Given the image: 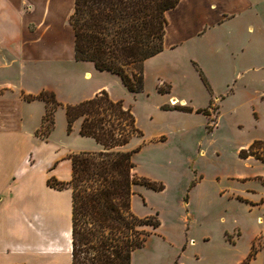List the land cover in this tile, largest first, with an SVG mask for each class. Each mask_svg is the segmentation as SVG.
Instances as JSON below:
<instances>
[{
	"label": "rangeland",
	"instance_id": "rangeland-1",
	"mask_svg": "<svg viewBox=\"0 0 264 264\" xmlns=\"http://www.w3.org/2000/svg\"><path fill=\"white\" fill-rule=\"evenodd\" d=\"M199 57L205 63L214 92L224 95L226 90L233 88L235 95L227 97L223 103L218 102L181 52L160 54L145 62L144 91L138 95L130 93L118 75L98 71L93 63L44 68L45 77L56 83L58 94L55 95L61 105L55 113L54 130L48 139L39 138L31 175L38 178L40 173H47L48 181L55 178L67 183L71 175V154L101 151L98 150L101 145L95 139L81 136L82 120H77L69 131L65 108L77 105L92 91L104 87L102 90H106L112 99L123 101L132 109L137 126L143 132V137L133 138L124 150L131 151L146 143L135 155L136 162L143 171L166 186L162 192L144 188L143 196L147 208L160 213L159 230L167 239L150 242L146 251L140 249L135 264H140L143 255L148 253L166 256L171 261L180 256L182 264H240L250 252L257 253L256 262L251 264H264V204H253L264 198V186L259 180L244 182L227 178L228 175L264 176V164L248 163L236 152L241 146L245 149L250 142L264 140V97L259 95L264 91V80L252 78L251 88L239 87V83L229 86L232 82L230 70L221 71L207 53ZM86 72L91 73L90 79L85 78ZM172 96L186 99L188 106L211 107V116L165 110V106L172 107L179 102H173ZM216 106L220 107L219 120ZM217 121L214 134L207 135L206 131L213 130ZM159 133L165 135L152 142L165 141L168 137L167 142L148 145ZM200 150L205 154L201 155ZM254 151L264 158L263 146ZM195 167L205 173L206 182L192 191L189 209L192 216L187 224L181 199L195 178ZM217 173L221 174L220 187L227 190V194L221 196L216 192L219 186L212 181ZM141 187L143 185L135 186L136 194L141 193ZM52 189L57 194L55 201L61 228L64 225L67 230L71 226V190ZM249 189H253L252 192ZM233 192L243 194L247 200L238 196L232 198L229 193ZM137 205L143 208L140 202ZM186 235L195 243L186 252H181ZM67 242L72 243L70 236Z\"/></svg>",
	"mask_w": 264,
	"mask_h": 264
},
{
	"label": "crops",
	"instance_id": "crops-1",
	"mask_svg": "<svg viewBox=\"0 0 264 264\" xmlns=\"http://www.w3.org/2000/svg\"><path fill=\"white\" fill-rule=\"evenodd\" d=\"M74 6L75 0H0V264L72 262V243L67 242L69 236L72 241V192L71 226L66 230L64 225L61 228L55 201L57 194L47 184L49 174L40 173L38 178L31 175L35 166L34 152L39 143L36 131L41 127L45 104L39 100L28 102L25 96H37L43 91L58 94L56 83H51L45 77L44 68L51 69L58 64L85 63L75 60L74 31L69 24ZM166 20L164 49L160 54L184 53L199 73L200 79V72L203 73L208 90L218 102L223 103L236 92L233 88L226 90V95L214 92L205 63L199 57L202 53H207L221 71L227 69L232 72L229 86L239 83V87L251 88L252 78L264 80V0H180L177 7L166 13ZM86 74L91 77L90 72ZM103 88L92 91L80 102L95 97ZM259 95L264 97V91L259 92ZM173 99L179 101L174 105L189 107L193 110L191 113L203 114L197 111L208 110V114L204 115L211 116V107L196 108L185 105L187 101L184 98L172 96L174 102ZM216 108L219 120L220 107ZM217 128L218 121L213 130L206 131L207 135H213ZM162 135L165 133L157 134L148 145L165 144L168 137L165 141L152 142ZM261 141L264 143V140ZM253 144L248 143L245 149L243 146L238 148L236 152L239 158L248 163L255 161L264 164V161L254 156L240 157V152L248 150ZM146 145H139L133 150L139 149V153ZM98 150H102V146ZM200 154L205 153L200 150ZM135 155V175L162 184L164 191V183L143 171ZM220 175L217 173L212 179L219 186L216 190L219 196L227 192L219 185ZM71 177L72 164L70 180ZM194 177L181 199L186 210L187 224L192 216L189 212L192 191L206 182L205 173L197 168ZM227 178L244 182L259 180L264 186V176L257 174L245 177L228 175ZM144 188L148 187H141V193L133 196L132 211L139 218L158 216L159 219L160 213L157 210L147 208ZM252 190L249 189L250 192ZM229 195L247 200L243 194L236 192ZM138 202L143 208L137 205ZM253 204H264V198L260 203ZM160 227L161 221L141 250L148 249L150 242L167 239L159 230ZM193 241L186 235L181 252H186L195 243ZM139 250L133 253L132 264H135ZM247 258L241 260L240 264ZM179 259L180 256L171 261L166 256L148 253L143 255L140 264H182ZM254 262L255 257L248 264Z\"/></svg>",
	"mask_w": 264,
	"mask_h": 264
},
{
	"label": "trees",
	"instance_id": "trees-1",
	"mask_svg": "<svg viewBox=\"0 0 264 264\" xmlns=\"http://www.w3.org/2000/svg\"><path fill=\"white\" fill-rule=\"evenodd\" d=\"M180 0H75L69 24L74 31L75 60L93 63L98 71L118 75L128 91H144L145 62L163 52L167 25L166 13ZM204 84L208 83L200 72ZM28 102L45 104L40 139H48L55 127V113L60 107L56 95L43 91L25 96ZM165 110L191 113L189 107L165 106ZM69 131L82 120L80 134L102 146L98 152L71 154L72 177L69 182L55 178L50 187L72 192V262L71 264H132L133 253L145 246L152 231L160 226L158 216L139 218L132 211L135 186L155 191L164 186L135 175L134 155L139 151L124 148L135 137H143L131 108L114 100L106 90L77 105L65 108ZM197 113L208 114V110ZM254 143L242 150L240 157H263ZM256 255L250 253L243 264Z\"/></svg>",
	"mask_w": 264,
	"mask_h": 264
},
{
	"label": "bare ground",
	"instance_id": "bare-ground-1",
	"mask_svg": "<svg viewBox=\"0 0 264 264\" xmlns=\"http://www.w3.org/2000/svg\"><path fill=\"white\" fill-rule=\"evenodd\" d=\"M90 78H91L90 75L86 74V79H90ZM174 102H175V100H174Z\"/></svg>",
	"mask_w": 264,
	"mask_h": 264
}]
</instances>
